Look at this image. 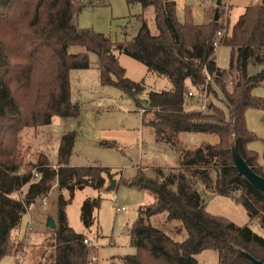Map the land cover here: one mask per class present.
Masks as SVG:
<instances>
[{
  "label": "trees",
  "instance_id": "1",
  "mask_svg": "<svg viewBox=\"0 0 264 264\" xmlns=\"http://www.w3.org/2000/svg\"><path fill=\"white\" fill-rule=\"evenodd\" d=\"M107 1L88 0V4ZM126 3L139 4L142 9L151 6L157 32L151 33L141 13L132 40L116 42L91 28L79 27L76 18L84 6L81 0H0V259L19 251L22 242H13L11 232L29 205L45 196L56 181L58 190H65L68 198L62 193L57 196L49 264H92L89 247L83 243L86 236L69 226L66 206L76 190H100L113 174L107 167L69 164L74 131L60 139L56 168L45 154H39L29 169L20 172L18 135L23 128L50 124L55 115H77L70 71L89 68V54L93 53L100 84L113 85L132 98L144 109L142 123L153 128L156 140L176 147L178 153V169L164 172L157 167L155 176L149 177L139 168L125 181L152 194L154 202L138 208L129 228L134 252L121 256V264H197L195 255L207 249L217 252L219 264H252L245 253L264 262V237L247 224L237 225L209 213L196 189L199 181L232 198L245 208L249 219L258 216L264 229V194L238 173L232 156L236 146L253 171L264 177L257 152L248 148L256 135L245 119L248 108H264V98L253 94L264 81V0L247 5L230 29L228 21L219 22L221 4L216 7L217 20L210 13L207 22L196 24L177 19L174 0ZM219 30L224 32L218 45L230 47L227 68L218 67L215 61L214 41ZM71 47L81 50L70 52ZM125 48L149 72L166 77L171 88L147 91L143 80L126 77L116 54ZM207 75L213 79L212 97L218 98L220 93L222 105L211 101L205 111L186 109L187 92L191 88L201 92ZM149 113L151 118H147ZM181 132L212 133L217 141L201 143L193 150L180 149L176 138ZM32 170L39 173L36 181L31 179ZM24 187V195L15 197ZM99 203V197L83 200L80 218L86 228L91 227ZM162 213L167 221L179 222L186 232L183 240L173 239L152 224L151 218ZM38 264H43L41 259Z\"/></svg>",
  "mask_w": 264,
  "mask_h": 264
},
{
  "label": "rangeland",
  "instance_id": "2",
  "mask_svg": "<svg viewBox=\"0 0 264 264\" xmlns=\"http://www.w3.org/2000/svg\"><path fill=\"white\" fill-rule=\"evenodd\" d=\"M176 16L180 22L187 19L201 24L208 19V14H214L217 7L216 0H174ZM205 1L207 3L205 4ZM261 0H230L232 9H222L227 6V0H221L223 14L219 22L228 21V29L234 24L242 11V4L259 3ZM83 7L77 15V23L81 28H91L96 32L109 36L116 42L132 40L139 22L137 16L143 13L151 33H156L153 8L142 9L139 4L129 6L126 0H108L104 4H88V0H81ZM225 3V4H224ZM228 18V19H227ZM81 50L71 47L70 52ZM119 64L125 69L126 77L134 81L143 80L146 90H162L171 86L164 76L149 72L145 65L130 57L124 51L117 52ZM216 61L221 68H227L230 47L219 44L215 49ZM91 66L86 69L70 71L71 96L78 106L76 116L63 118L53 116L51 123L39 127H26L19 133L18 149L22 167L20 172L29 169V165L36 162L39 154H45L52 166H56L57 152L61 137L70 131L75 132V142L69 158V164L74 166L97 165L107 167L113 178L107 179L102 190L85 187L76 190L70 203L66 206L69 226L78 233L90 239L93 246L89 247V259L93 264H121V256L131 254L134 249L130 245L129 228L137 217L140 206L154 202V196L145 190L130 186L125 181L132 179L140 168L146 176L154 177L157 167H172L177 165L178 153L176 147L163 141L156 140L153 128L142 123L141 108L132 98L125 95L113 85H101L96 68V56L89 54ZM259 66L257 69H260ZM219 93V92H218ZM253 94L264 98V81L253 89ZM212 101L222 105L220 98ZM143 101L146 92L140 95ZM100 101V102H99ZM99 102V103H98ZM142 106H145L142 103ZM185 108L195 109L186 98ZM149 113L147 118H151ZM246 124L256 139L248 144V148L257 152L258 162L264 167V108H248L245 112ZM176 146L180 149L193 150L201 143L214 144L217 136L203 132H181L177 136ZM214 179L215 172L211 171ZM116 178L115 186L112 180ZM26 187L22 188L23 196ZM205 201V208L211 214L221 215L237 225L247 224L253 232L264 237V229L259 217L249 219L245 208L232 198L219 194H211L200 188ZM62 193L68 198L65 190H58L53 181L48 193L36 198L34 206L28 208L31 213V230L25 232L28 213L22 216L19 226L12 231L13 242H22L17 253L4 256L0 264H49L48 243L52 236V229L45 226L46 219L51 216L57 222V196ZM100 198L99 206L93 211V223L86 228L80 218L81 205L85 198ZM41 199L46 204L40 203ZM123 207V209H121ZM153 225L163 229L173 239L181 241L186 232L180 229L178 221H167L165 214H158L151 218ZM38 229L37 236L28 240V234ZM26 233V235H24ZM27 236V240L24 237ZM30 241V242H29ZM45 253V254H43ZM43 255V256H42ZM42 256V257H41ZM14 258V259H13ZM197 264H219L215 250L207 249L195 255Z\"/></svg>",
  "mask_w": 264,
  "mask_h": 264
},
{
  "label": "built area",
  "instance_id": "3",
  "mask_svg": "<svg viewBox=\"0 0 264 264\" xmlns=\"http://www.w3.org/2000/svg\"><path fill=\"white\" fill-rule=\"evenodd\" d=\"M207 3V1H205V4ZM221 4V3H220ZM225 4V3H224ZM228 4V2H227ZM228 6H223L222 9L227 10ZM223 30H219L216 32V36H215V41H214V45L217 47L218 43H219V38L223 35ZM211 86H213V79L210 75L206 76V81L205 84L203 86V89L201 92L197 91L196 89H189V91L187 92V100L189 104H193L195 106V109L200 110V111H205L206 108L208 107V105L211 103L212 101V93H211ZM100 102V101H99ZM98 102V103H99ZM144 109H141V112H143ZM54 168H56V166H53ZM39 178V173L35 170H32V177L31 179L33 181L38 180ZM40 203L42 205L46 204V200L45 199H41ZM34 206V202L31 203L29 205L28 208H31ZM123 209V207L121 208ZM28 237H25L24 240H27ZM83 243L87 246V247H91L93 246L90 239H88L87 237L83 239Z\"/></svg>",
  "mask_w": 264,
  "mask_h": 264
},
{
  "label": "water",
  "instance_id": "4",
  "mask_svg": "<svg viewBox=\"0 0 264 264\" xmlns=\"http://www.w3.org/2000/svg\"><path fill=\"white\" fill-rule=\"evenodd\" d=\"M221 3V0H217V5ZM219 17V10L218 8L215 9L214 12V20H217ZM127 49H124V52L126 53ZM232 156L234 161V166L238 173L242 175L254 188L259 190L264 194V177L257 174L253 169L246 163V161L242 158V156L239 154L236 146L232 148ZM45 226L49 229H54L56 226V223L54 222L53 218L49 216L46 219ZM245 256L249 259V261L252 264H264L263 261L254 258L253 256L245 253Z\"/></svg>",
  "mask_w": 264,
  "mask_h": 264
},
{
  "label": "crops",
  "instance_id": "5",
  "mask_svg": "<svg viewBox=\"0 0 264 264\" xmlns=\"http://www.w3.org/2000/svg\"><path fill=\"white\" fill-rule=\"evenodd\" d=\"M227 2H228V5H229V11L232 9V4L230 5V0H227ZM248 3V2H247ZM247 3H245V4H242V11H244V9H245V7L247 6V5H249V4H251V3H249V4H247ZM215 4H216V6H217V0H216V2H215ZM218 7V6H217ZM175 8H176V3H175ZM216 9V8H215ZM242 12H240V14H241ZM239 14V15H240ZM142 15H143V13H142ZM153 17H154V14H153ZM208 17V19L205 21V22H207L208 20H209V15L207 16ZM239 17V16H238ZM228 19V18H227ZM227 21V20H226ZM225 21V22H226ZM204 22V23H205ZM197 24V23H196ZM202 24V23H201ZM233 25V24H232ZM229 28V27H228ZM215 61H216V54H215ZM216 64H217V61H216ZM217 66H218V64H217ZM218 67H220V66H218ZM259 67V66H258ZM257 67V68H258ZM221 68V67H220ZM159 76V75H158ZM172 86V85H171ZM171 86L170 87H168V88H166V89H170L171 88ZM186 149V148H185ZM164 172H167L168 170H170V169H178L179 168V166H178V160H177V165H175V166H172V167H160ZM116 182H117V179L116 178H114L113 180H112V185L113 186H115V184H116ZM104 188V186L102 187V188H100V190H102ZM200 188H202L204 191H206V192H210L211 194H217V193H215L213 190H211L210 188H206L201 182H199V181H197V184H196V189H197V191H198V193H199V195H200V197H201V200H202V202L204 203V205H205V201H204V199H203V195H202V193L200 192ZM26 213H28V219H27V222H26V229H25V232L27 231V232H29L30 230H31V226H30V224H31V221H32V217H31V213L29 212V211H27ZM37 231H39L38 229H36V231L33 233V236L32 235H27L29 238H28V240H33V238H35L36 236H37ZM12 233V232H11ZM24 235H26V233H24ZM27 236H25V237H27ZM24 237V238H25ZM11 238L12 239H14V240H16L13 236H12V234H11ZM88 238V237H87ZM89 239V238H88ZM26 241V240H25ZM90 241H92V238L90 237ZM30 242V241H29ZM92 244H93V242H92ZM6 256V255H5ZM7 256H10V254H8ZM14 259V258H13ZM14 262H15V264H17L18 262L16 261V259H14ZM92 264H93V262H92Z\"/></svg>",
  "mask_w": 264,
  "mask_h": 264
}]
</instances>
